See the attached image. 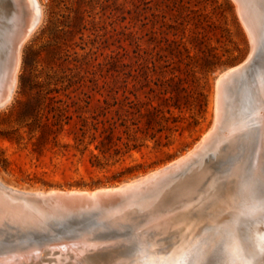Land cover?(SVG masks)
<instances>
[{"label": "rangeland", "instance_id": "rangeland-1", "mask_svg": "<svg viewBox=\"0 0 264 264\" xmlns=\"http://www.w3.org/2000/svg\"><path fill=\"white\" fill-rule=\"evenodd\" d=\"M37 1L40 22L20 47L11 99L0 107V182L18 191L114 188L188 154L213 126L218 77L244 63L251 51L234 0ZM8 6L9 0H0V29ZM256 43L257 54L235 88L236 115L227 124L233 135L188 170L192 175L209 170L202 172L195 199L247 176L258 155L264 158L259 132L264 22ZM141 214L119 227L95 213L47 220L46 227L4 220L0 252L43 247L41 258L14 264H58V251L50 254L46 243L87 237L106 244L82 256L115 250L107 258L118 264L119 258L132 260L149 249L134 241L112 245L145 228ZM240 224L222 233L216 247L222 243L224 250L228 235L235 243L224 256L226 264H262L264 223L257 232L255 223L246 231ZM159 234L149 231L145 237L157 243L171 237ZM68 255L62 254L60 264H74Z\"/></svg>", "mask_w": 264, "mask_h": 264}, {"label": "bare ground", "instance_id": "bare-ground-1", "mask_svg": "<svg viewBox=\"0 0 264 264\" xmlns=\"http://www.w3.org/2000/svg\"><path fill=\"white\" fill-rule=\"evenodd\" d=\"M234 2L241 20L246 25L243 24L247 29L246 32L248 31V39H251V51L244 63L218 77L213 126L192 151L166 167L137 180L94 192H25L5 186L0 182V224L6 220L22 226L46 227L48 225L47 220L95 213L99 219H105L107 224L119 227L122 223H127V220L142 213V222L145 228L141 232L139 231V234L135 233L134 238L113 239L112 245L134 241L138 245L146 243L149 249H141V253L132 260L119 258L116 260L118 264H209V260L217 252L216 242L219 236L222 233L228 234V228L233 229L234 223L242 222L240 225L244 231L251 228L250 226L255 223L253 231H261L258 225L261 224L260 218L264 217V208L257 202L254 209H251V215L246 214L250 210L252 202L246 200L241 188L249 182L250 177L252 181L264 180L263 156L258 155L247 176L239 179H228L222 184H217L209 190L203 199L196 198V200L193 196L197 192L198 183L200 184L203 175H205L202 173L204 170L193 173L194 175L188 171L189 169L194 171V167L200 159L202 160V155L207 154L208 150L211 151L212 147L216 146L219 150L221 146L218 147V145L229 138V135H233L235 129H227V124L236 115L238 104L234 97L235 88L244 68L257 54L255 43L263 27L264 0H234ZM8 7L10 11L6 12L7 15L4 18L7 21L0 29V107L11 99L16 80L15 72L19 63L20 47L24 45L22 43L29 37L28 35L32 33L36 25L38 26L41 13L37 0H9ZM259 92L264 98V84L260 85ZM261 110L259 132L262 138L264 133V106ZM250 117L252 118V116ZM235 140L232 142L235 143ZM226 142L229 143L228 140ZM262 144L264 146V143ZM233 146L236 147V144ZM230 149L231 146L228 150ZM211 167L214 166L211 165ZM208 172L204 173L208 174ZM200 189L203 188L200 187ZM149 231L153 235L159 234L160 231L159 235L167 234L168 237L170 235L171 237L166 239V242H163L165 239L160 240L161 243L149 241L145 237ZM251 237L258 240L260 238L258 234H253ZM226 239L219 264L227 263L224 256L230 245L233 246L235 243L234 240L228 238V235ZM102 243L105 242L100 239L81 237L71 241H52L46 243L45 246L50 248V254L54 250L58 251L59 257L56 259L58 264H60L62 254L68 255L69 252L73 254L74 264H110L112 259L108 260L110 258L107 257H111L115 250L102 255L82 256L87 252L100 249ZM107 243L109 244V242ZM110 247L112 246L110 245ZM45 250L43 247H33L26 253L22 251V253L0 252V264H14L28 260L33 256L41 258L47 252ZM119 255L117 253L114 257Z\"/></svg>", "mask_w": 264, "mask_h": 264}, {"label": "snow or ice", "instance_id": "snow-or-ice-1", "mask_svg": "<svg viewBox=\"0 0 264 264\" xmlns=\"http://www.w3.org/2000/svg\"><path fill=\"white\" fill-rule=\"evenodd\" d=\"M241 192L245 196L246 200L252 202L250 210L246 214L251 215V209H254L257 202H259L260 206L264 208V180L252 181L250 177L249 182L242 186ZM260 223H264V217L260 218ZM222 252L223 244L221 243L217 252L209 260V264H219L222 258ZM262 264H264V262H262Z\"/></svg>", "mask_w": 264, "mask_h": 264}]
</instances>
